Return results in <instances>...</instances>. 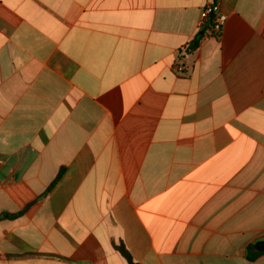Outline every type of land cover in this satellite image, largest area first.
<instances>
[{"label":"crops","instance_id":"1","mask_svg":"<svg viewBox=\"0 0 264 264\" xmlns=\"http://www.w3.org/2000/svg\"><path fill=\"white\" fill-rule=\"evenodd\" d=\"M259 241L264 0H0V264H264Z\"/></svg>","mask_w":264,"mask_h":264},{"label":"built area","instance_id":"2","mask_svg":"<svg viewBox=\"0 0 264 264\" xmlns=\"http://www.w3.org/2000/svg\"><path fill=\"white\" fill-rule=\"evenodd\" d=\"M226 20V15L222 13L215 3H208L199 12V31L203 38H218L222 25ZM173 69L177 73H182L184 68L180 64H175Z\"/></svg>","mask_w":264,"mask_h":264},{"label":"water","instance_id":"3","mask_svg":"<svg viewBox=\"0 0 264 264\" xmlns=\"http://www.w3.org/2000/svg\"><path fill=\"white\" fill-rule=\"evenodd\" d=\"M256 248L259 250V251H264V241H259L256 245Z\"/></svg>","mask_w":264,"mask_h":264},{"label":"trees","instance_id":"4","mask_svg":"<svg viewBox=\"0 0 264 264\" xmlns=\"http://www.w3.org/2000/svg\"><path fill=\"white\" fill-rule=\"evenodd\" d=\"M123 254H124V252L123 251H121Z\"/></svg>","mask_w":264,"mask_h":264}]
</instances>
